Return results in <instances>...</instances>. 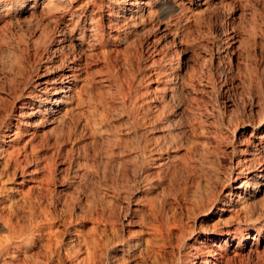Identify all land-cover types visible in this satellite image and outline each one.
<instances>
[{"label":"rangeland","instance_id":"374dc122","mask_svg":"<svg viewBox=\"0 0 264 264\" xmlns=\"http://www.w3.org/2000/svg\"><path fill=\"white\" fill-rule=\"evenodd\" d=\"M182 2L152 1L132 17L128 0H0V129L9 123L0 148L19 145L29 155L25 174L14 167L7 185L15 198L29 188L42 198L63 243H109L95 264H122L128 255L130 264L151 263L142 241L151 237V199L163 206L160 219L183 220V240L177 244L174 230L167 249L171 262L200 242L221 244L218 233L234 227V210L245 202L264 219V0ZM90 17L99 22L96 36ZM73 58L88 63L77 83L85 101L74 99L62 123L30 116L23 103L44 95L43 83L59 81ZM243 153L255 156V189L237 204L234 196L226 212L199 213L198 195L227 193ZM255 237L249 231L240 248L228 243L232 264H264V234L257 245ZM80 244L75 261L61 245L53 264H84Z\"/></svg>","mask_w":264,"mask_h":264},{"label":"bare ground","instance_id":"6f19581e","mask_svg":"<svg viewBox=\"0 0 264 264\" xmlns=\"http://www.w3.org/2000/svg\"><path fill=\"white\" fill-rule=\"evenodd\" d=\"M143 1L144 0H128L131 16L133 15L132 17H134V13L138 12L142 5L148 6L152 1L157 0ZM173 1L177 3V5H182L183 3V0ZM210 2L211 0H201V6H203V8H207ZM72 20L73 19H70L69 23H72ZM71 23L69 25H71V27H74L76 26L77 21L75 22V24L73 23V25ZM98 27V20L90 17V28H88V32H91L93 36H96ZM85 32L86 31L84 30L82 31V33H80V41L83 40ZM163 32L169 33L170 29L165 27ZM65 65L67 64L65 63ZM87 65L88 63H83L82 61H80V59H77L76 61L71 60V62L66 66V70L68 71L64 72L60 76L59 81L55 80L52 81V83H48L45 81V83H43L46 84L44 87L45 91L43 92L44 95H31L30 99L23 103L22 107H29L33 109L30 113V116H37L41 121L51 120L52 124H56L58 122L62 123L65 117L71 111V108L68 109L67 106H71V103L74 99L76 100V105H82L83 101H85V99H83L82 97V88H78L77 83L80 81L82 74L85 73L84 75H86L88 73ZM85 81L87 80L85 79ZM99 102L103 106L102 101L100 100ZM34 105H36V108H33ZM19 122L20 121H18V123ZM59 125H56V127ZM8 127L9 123H6L4 126L5 129H0L1 139L4 138L3 136L5 135ZM24 143L31 145L30 148L32 151L35 150V146L32 144L33 142H31V140L25 141ZM19 147V145L17 147H12L11 151H4L0 148V174H4V177L2 175L0 178V231H3V234L0 235V264H53L55 258L54 256L57 252L56 250L58 249V247L60 248L61 245L65 247V259L67 258L72 263V261H75L76 259L77 252H79L78 250H80V246L78 247V243L80 241L82 243V245L80 244L81 247L84 246L85 250H87V256L83 260V262H85L84 264H95L97 260V262H99L103 255V249H107L109 243L105 245V242H103L104 240L102 239L101 241V239H98L97 237H92L91 239H87L86 237H84L83 239H77L76 242L71 241L70 243H63L59 238L60 232L56 228L57 226H55L56 217L52 215L53 212L51 213V210L49 211L47 205L43 204L42 198H38L37 200H35L36 198L33 199L31 188H29L27 191H22L19 198H15L11 194L12 188L8 187L7 184L9 183V180L14 179V175L16 173V171H12L14 170V167L19 169L21 174H25V169L22 162L27 158L28 154L26 150V152L22 154L21 150L23 149L21 148L24 147ZM254 158L255 156L253 157L252 155L250 157L245 156L243 157V159H239L235 169L230 173L228 181L229 189L227 190V193L222 192L217 195L212 192L208 193V191L206 190L204 191H206L207 193H203L202 191H200L203 194H199V197L195 201V207L199 211V213H201L202 215H209L210 213L213 214L215 209L217 210V213L226 212L224 207L228 204L233 203L234 199L232 198L234 196H236L237 198V201H235V204H237L236 202H239V200L242 199V193L250 195L249 189H255L254 185H252L250 182L251 178L249 176L254 172L252 171V162ZM25 162H27V159ZM263 173L264 169L262 170V174ZM241 176L244 177L242 178L243 180L241 181V184L233 189L231 182L236 181ZM35 181L36 180L34 175L28 177V179L26 177H23V181L20 186H22L26 182ZM43 181L44 180H42L41 178L40 182L42 183ZM262 185H264V182L262 183ZM198 190H200V188ZM234 190H236V192H234ZM157 203L158 202L154 199L148 201V211L152 217V221H149L150 223H148V229L150 231L149 235H151V237H148V240L142 239L143 242L146 241V245H149L148 247L150 251L148 252H151L153 254V260L150 264H232L235 258L234 256H236V254L232 256L227 254V247L229 242L237 240V247L240 248L243 243L242 241L245 240V237L247 236L249 231H254L256 233L254 241L257 245L259 241L258 237H261L264 234V219H262L261 216L256 213L255 203L245 202L244 205L242 204L241 207L239 206L240 208H235L234 210V214L232 215V219L236 222L234 227L228 228L218 233L220 234L218 236H221V244L214 243L209 245H202V243L200 242L198 243V246H195L192 251L189 252L187 258L183 257L182 254L177 259L175 258L171 262L167 259V249L173 246L172 238H174L173 235H176L174 234V230H177L178 232L176 235L177 244L179 245L181 240H183V220H178L175 216H166L165 219H160L159 210L157 207L161 206V208L163 209V206L162 204L157 206ZM64 225H66V221H64ZM193 232L194 230L187 232V234L183 233V237L187 235L191 237ZM94 236H96L95 233ZM139 240L140 238H137L136 242H134L133 245H131V243L128 246L137 247V245L139 244ZM147 248L146 250H148ZM237 256L239 255L237 254ZM131 259L134 258L128 255V257L123 259L122 264H130ZM105 261L107 262L106 264H111L108 263V258H105ZM58 264L61 263L58 262Z\"/></svg>","mask_w":264,"mask_h":264}]
</instances>
